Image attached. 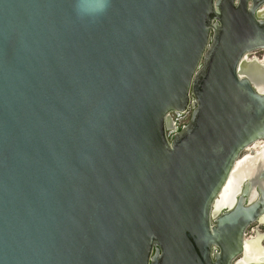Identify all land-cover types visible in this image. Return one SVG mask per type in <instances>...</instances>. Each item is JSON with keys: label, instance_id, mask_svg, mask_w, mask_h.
Returning <instances> with one entry per match:
<instances>
[{"label": "water", "instance_id": "1", "mask_svg": "<svg viewBox=\"0 0 264 264\" xmlns=\"http://www.w3.org/2000/svg\"><path fill=\"white\" fill-rule=\"evenodd\" d=\"M95 2L0 0V264H233L264 0Z\"/></svg>", "mask_w": 264, "mask_h": 264}, {"label": "flooded vegetation", "instance_id": "2", "mask_svg": "<svg viewBox=\"0 0 264 264\" xmlns=\"http://www.w3.org/2000/svg\"><path fill=\"white\" fill-rule=\"evenodd\" d=\"M261 10L264 11V6L261 7ZM259 52H261L262 60L257 57ZM250 56V59H258L263 62L264 50L252 53ZM191 114L192 112L190 111L184 119L189 122ZM184 125H180V129ZM234 173L238 180L236 186V205L234 209L238 207L240 199L248 186L253 188V192L246 198L245 207L249 208L259 202L262 197V192H264V139L253 143L241 153L234 166ZM226 211L224 210L222 214ZM219 251L217 250L216 252ZM233 264H264V214L247 228L243 251Z\"/></svg>", "mask_w": 264, "mask_h": 264}, {"label": "clouds", "instance_id": "3", "mask_svg": "<svg viewBox=\"0 0 264 264\" xmlns=\"http://www.w3.org/2000/svg\"><path fill=\"white\" fill-rule=\"evenodd\" d=\"M82 14L99 15L106 8V0H96L94 4L78 6Z\"/></svg>", "mask_w": 264, "mask_h": 264}, {"label": "rangeland", "instance_id": "4", "mask_svg": "<svg viewBox=\"0 0 264 264\" xmlns=\"http://www.w3.org/2000/svg\"><path fill=\"white\" fill-rule=\"evenodd\" d=\"M262 55H261V52H259L258 54H257V57L258 58H261V60L263 59L262 57H261ZM249 58H251V56L249 57ZM185 117V116H184ZM188 123V121L186 120V119H182V120H180V122H179V124L180 125H184V124H187ZM257 260V259H256Z\"/></svg>", "mask_w": 264, "mask_h": 264}, {"label": "built area", "instance_id": "5", "mask_svg": "<svg viewBox=\"0 0 264 264\" xmlns=\"http://www.w3.org/2000/svg\"><path fill=\"white\" fill-rule=\"evenodd\" d=\"M189 112H190V111H189ZM189 112H187L184 116L188 115ZM184 116L182 117V119L184 118ZM182 119H180V120H182ZM180 120H178V124H179ZM179 126H180V125H179Z\"/></svg>", "mask_w": 264, "mask_h": 264}, {"label": "bare ground", "instance_id": "6", "mask_svg": "<svg viewBox=\"0 0 264 264\" xmlns=\"http://www.w3.org/2000/svg\"><path fill=\"white\" fill-rule=\"evenodd\" d=\"M264 62V61H263ZM263 151V150H262ZM254 241V240H253ZM263 248V247H262ZM244 263V262H243Z\"/></svg>", "mask_w": 264, "mask_h": 264}]
</instances>
